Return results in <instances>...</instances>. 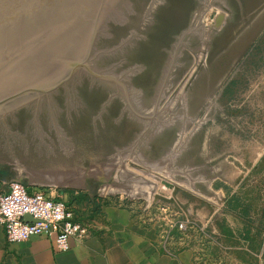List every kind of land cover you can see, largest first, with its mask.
Instances as JSON below:
<instances>
[{
    "label": "water",
    "instance_id": "1",
    "mask_svg": "<svg viewBox=\"0 0 264 264\" xmlns=\"http://www.w3.org/2000/svg\"><path fill=\"white\" fill-rule=\"evenodd\" d=\"M208 2L0 0V178L150 204L158 183L125 163L194 66Z\"/></svg>",
    "mask_w": 264,
    "mask_h": 264
},
{
    "label": "rangeland",
    "instance_id": "2",
    "mask_svg": "<svg viewBox=\"0 0 264 264\" xmlns=\"http://www.w3.org/2000/svg\"><path fill=\"white\" fill-rule=\"evenodd\" d=\"M199 22L204 32L194 66L125 166L158 183L154 195L167 200L157 202H191V220L207 234H228L233 214L264 229V0H209ZM26 185L69 199L88 190ZM96 195L99 203L147 202L124 192ZM220 202H228V212Z\"/></svg>",
    "mask_w": 264,
    "mask_h": 264
},
{
    "label": "crops",
    "instance_id": "3",
    "mask_svg": "<svg viewBox=\"0 0 264 264\" xmlns=\"http://www.w3.org/2000/svg\"><path fill=\"white\" fill-rule=\"evenodd\" d=\"M157 195L150 205L166 204L181 217L192 219L191 202H155ZM64 196L58 198L69 201L68 194ZM240 203L236 202V208ZM86 204L74 206L88 215L91 234L83 240L72 238L67 250L57 249L44 235L9 242L0 224V264H264V229L237 214L231 215L235 222L227 218L228 234L214 228L216 233L210 232L204 243L191 230L184 234L174 229L164 239L163 220L158 215L149 217L141 209L147 202H102L96 212ZM219 205L228 212V202Z\"/></svg>",
    "mask_w": 264,
    "mask_h": 264
},
{
    "label": "built area",
    "instance_id": "4",
    "mask_svg": "<svg viewBox=\"0 0 264 264\" xmlns=\"http://www.w3.org/2000/svg\"><path fill=\"white\" fill-rule=\"evenodd\" d=\"M156 204H145L141 209L147 216L153 218L158 215L163 220L164 239H167L174 229L184 234H188L190 230L194 231L196 224L192 220L180 217L169 205ZM26 214H31L39 221L25 220ZM0 224L4 226L9 242H24L35 235H44L52 239L59 250L69 249L72 238L83 240L92 231L89 222L75 220L74 212L68 207L67 202L46 188L36 186L29 188L20 181H6L1 178ZM196 227L197 233L208 238L203 227Z\"/></svg>",
    "mask_w": 264,
    "mask_h": 264
},
{
    "label": "trees",
    "instance_id": "5",
    "mask_svg": "<svg viewBox=\"0 0 264 264\" xmlns=\"http://www.w3.org/2000/svg\"><path fill=\"white\" fill-rule=\"evenodd\" d=\"M0 177L2 178H8V175L5 173L0 172ZM98 196L96 195L95 189L93 190H87V191H80L77 192V194H72L69 201L67 202L68 207L74 212V219L77 221H86L88 222V215H83L80 212V209L75 207L74 205L80 204V203H90L91 206L89 207L92 212H96L98 210V207L101 203L98 201ZM105 203H108L105 201ZM96 207V208H94Z\"/></svg>",
    "mask_w": 264,
    "mask_h": 264
}]
</instances>
